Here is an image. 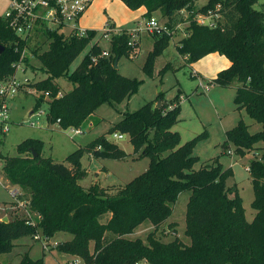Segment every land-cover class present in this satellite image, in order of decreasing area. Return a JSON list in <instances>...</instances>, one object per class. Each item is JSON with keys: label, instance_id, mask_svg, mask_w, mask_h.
Wrapping results in <instances>:
<instances>
[{"label": "trees", "instance_id": "1", "mask_svg": "<svg viewBox=\"0 0 264 264\" xmlns=\"http://www.w3.org/2000/svg\"><path fill=\"white\" fill-rule=\"evenodd\" d=\"M129 9L146 10L145 18L159 13L171 28L187 23L186 37L178 42V51L189 63L211 53L226 56L230 65L212 80L220 86L237 85L235 103L261 125L251 132L243 120L226 132V142L235 152L254 151L249 173L255 198L256 215L246 219L243 199L237 186L229 187L231 168L224 169L218 158L201 163L194 149L201 136L181 144L179 132L172 128L180 121V97L175 106L161 107L149 102L133 113H127L109 134H127L137 156L151 159L149 169L109 193L99 184L83 187L86 176L81 158L124 159L126 152L117 144L100 136L86 148L67 156L66 162H55L42 156L39 139L29 138L18 145L19 155L4 156L2 173L14 186L22 189L19 200L38 214L32 219L21 216L0 218V255L10 252L15 240L41 233L53 239L58 233H69L71 240L59 241L56 251L78 257L84 264H264V11L254 8L259 0H121ZM199 15H212L213 26L200 24ZM91 29L86 37H77L62 30L48 32L43 40L31 46L20 39L0 15V82L11 78L26 47L40 63L46 79L21 87L34 88L38 96L35 110L48 101V120L63 128L81 127L105 103L123 102L138 92L141 82L122 75L115 63L131 55V37L126 31L113 36L108 56H102L101 36ZM99 36V37H98ZM156 53L171 36H156ZM48 49L42 51V44ZM79 66L71 65L85 52ZM97 57V61H93ZM31 59H26L30 66ZM59 79L73 84L61 92ZM48 93L49 99H46ZM59 93L62 95L59 96ZM161 95L158 96L160 98ZM1 105V101H0ZM5 134L0 133V139ZM229 151H232L228 148ZM190 191L186 211V235L190 244L178 236L165 241L158 232L171 216L173 204L183 191ZM16 202L11 203L13 206ZM106 220V221H105ZM145 221L154 226L147 241L128 236ZM176 234L173 224H168ZM94 244L91 250V244ZM0 264H5L0 261ZM19 264H44L27 253Z\"/></svg>", "mask_w": 264, "mask_h": 264}, {"label": "rangeland", "instance_id": "2", "mask_svg": "<svg viewBox=\"0 0 264 264\" xmlns=\"http://www.w3.org/2000/svg\"><path fill=\"white\" fill-rule=\"evenodd\" d=\"M121 0H100L92 8V24L96 28L103 27L108 20L113 24L111 12H117L118 23L127 21L121 25L123 29H139L136 37L137 46L131 50V55L122 56L118 62L119 72L129 78L137 79L141 82L137 93L123 102L105 103L101 105L95 113L81 126L82 133L75 134L72 129L76 127L63 128L59 123H52L48 120V101L42 103L36 110L38 96L29 93L30 88L22 89L15 98L7 100L9 107V130L0 139V155H19L18 145L26 139H39L42 144V156L52 158L55 162H66V158L72 152L80 148H86L90 143L95 142L100 136H106L107 140L117 144L123 149L127 157L124 159L114 158H91L84 152L81 158L86 176L80 181L83 187H90L92 184H99L109 193H116L121 187L131 182L136 177L146 172L151 163L148 156H137L130 141V136L122 134V138H117L108 131L127 113H133L145 104L156 101V105L161 101L168 108L176 105V96L180 97V121L172 128V131L179 132L181 144L201 136L194 153L199 157L201 163L211 158H218L224 169L231 168L233 176L227 180L229 187L237 186L243 199L246 219L252 222L256 210L252 203L255 198L254 188L251 181L248 166L255 158V152L239 154L235 152L233 144L226 142V132L234 128L240 120L250 126L251 132L261 130V125L254 122L247 112L238 108L235 103L237 95V85L220 86L214 84L212 80L218 72L230 65L229 59L219 53H211L195 63H189L186 56L178 51V42L186 37L188 24L181 25L173 34L168 44L150 59L151 53L155 49L156 39L143 28L144 19L129 20L125 12L121 9ZM206 4L205 0H199L196 6L201 8ZM11 7L10 0H0V15L4 16ZM254 8L264 11V0H259ZM106 10V11H105ZM110 13V14H109ZM161 23L165 22L160 14H154ZM91 24V26H92ZM94 30V29H93ZM101 36V33H98ZM98 36V37H99ZM100 45L107 50L108 41L100 40ZM88 47L78 59L71 65V71L75 70ZM48 49V44H42V51ZM194 70L199 74L194 76ZM47 74L40 69V63L36 59L31 60L28 67L23 66L16 73L18 83H35L47 78ZM208 85V89L203 88ZM58 84L61 92L66 93L72 89L73 84L66 79H59ZM161 95L160 98L158 96ZM48 100L49 97L47 96ZM121 134V133H117ZM228 148L232 150L230 153ZM3 159L0 156V218L21 216L27 217L31 214L33 221H38V214L30 208L23 209L15 206L10 208L14 202L12 196L13 189L18 188L22 194V189L12 185L2 173ZM190 191H183L176 202L170 218L161 228L163 233L158 232L165 241H170L174 236H178L184 243L190 244L191 239L186 235V211L190 198ZM106 221V220H105ZM169 223L173 224L174 230ZM154 231V226L145 221L136 231L129 235L131 239L140 238L147 241L148 234ZM73 236L69 233H58L52 239V244L57 241L71 240ZM15 246L8 253L0 255V261L5 264H19L27 253L33 260L43 259L44 264H84L83 260L71 255L62 254L51 248L45 251L43 241L32 235H27L15 240ZM94 244H91L93 250ZM77 260V261H76ZM75 261V262H74ZM145 264V263H144Z\"/></svg>", "mask_w": 264, "mask_h": 264}, {"label": "built area", "instance_id": "3", "mask_svg": "<svg viewBox=\"0 0 264 264\" xmlns=\"http://www.w3.org/2000/svg\"><path fill=\"white\" fill-rule=\"evenodd\" d=\"M11 7L9 11L2 16V18L7 22L8 26L16 33V35L28 42L29 45L34 46L38 41L43 40V35L48 32H54L57 30H62L67 34L75 35L77 37H86L88 32L91 29L85 28L81 25V19L86 14L88 9L93 4L94 0H10ZM197 21L200 24H208L213 26L212 15L203 16L199 15ZM187 24V23H183ZM183 24L177 25L175 28H171L165 22L161 23L160 20L152 16L150 18L144 19V24L142 25L145 30H147L153 36L168 35L173 36L175 31ZM129 33L131 40L129 45L132 47L137 46L136 40H133L139 29H122L116 27L110 21H108L105 26L98 32L101 33V39H105L108 43L111 42L113 36H120L124 32ZM187 35V34H186ZM102 56H108L107 50H104ZM36 59L29 47H26L23 50L21 59L14 64L16 69L15 74L5 80L0 82V133L5 134L9 130V107L7 105V100L15 98L16 95L20 92V89L26 83H18L16 80V73L19 69H22L23 66H26V59ZM97 57H93V61H97ZM30 60V61H31ZM194 76H198L197 72L194 71ZM203 86V83L200 84ZM203 88L208 89L207 86ZM29 93H34L40 95L34 88H30ZM62 94L59 93V96ZM48 93H46V97ZM60 123V120H58ZM72 132L75 134L82 133L81 127H76L72 129ZM117 138H122V134H114ZM230 153L232 151H229ZM249 170V166L247 167ZM21 192L18 188L13 189L12 196L14 198L15 206L22 207L26 209V202L19 200ZM10 208H15L10 206ZM27 218L32 219V224L35 225L36 221H33L31 214H27ZM37 239L43 241V248L45 251L50 250L51 248H56L59 244V241L52 244V239H49L43 236L41 233L35 235ZM77 261V260H76ZM75 262V261H74ZM144 264V263H143ZM146 264V263H145Z\"/></svg>", "mask_w": 264, "mask_h": 264}, {"label": "crops", "instance_id": "4", "mask_svg": "<svg viewBox=\"0 0 264 264\" xmlns=\"http://www.w3.org/2000/svg\"><path fill=\"white\" fill-rule=\"evenodd\" d=\"M100 0H94L93 4L91 5V7L88 9V11L86 12V14L83 16V18L81 19V25L85 28H88V29H94V30H97V31H100L104 26L105 24L109 21H107L106 23L103 24V27L101 28H96L95 26H93L92 24V8H94L96 6V4H98ZM122 2V1H120ZM120 7L121 9L125 12L126 16L130 17L129 20H138L140 17H142L143 19H145V13H146V10L144 8H141L139 10H136V11H133L131 9H129L123 2L120 3ZM106 11V10H105ZM110 14V13H109ZM156 14H159V13H156ZM111 17H112V22L113 24L118 27V28H122L123 26L121 25H124L126 23H128L127 21H123V23H118L115 21V19H118L119 18V14L117 12H111ZM92 24V26H91ZM127 25V24H126ZM123 29V28H122ZM196 71V70H194ZM197 72V71H196ZM199 73L197 72V75ZM209 88V87H208Z\"/></svg>", "mask_w": 264, "mask_h": 264}, {"label": "water", "instance_id": "5", "mask_svg": "<svg viewBox=\"0 0 264 264\" xmlns=\"http://www.w3.org/2000/svg\"><path fill=\"white\" fill-rule=\"evenodd\" d=\"M5 51V47L3 45L0 44V54L3 53ZM115 67L118 68V63H115ZM158 107H161V101L158 102ZM2 221L4 222H8V218L5 217L4 219H2Z\"/></svg>", "mask_w": 264, "mask_h": 264}]
</instances>
